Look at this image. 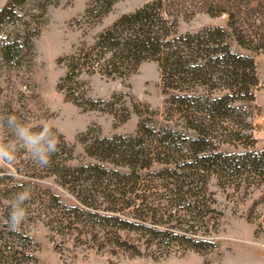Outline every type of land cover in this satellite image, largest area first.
Returning a JSON list of instances; mask_svg holds the SVG:
<instances>
[{
	"label": "rangeland",
	"instance_id": "374dc122",
	"mask_svg": "<svg viewBox=\"0 0 264 264\" xmlns=\"http://www.w3.org/2000/svg\"><path fill=\"white\" fill-rule=\"evenodd\" d=\"M7 1L0 0V7ZM149 1L152 0H115L106 15L88 26L79 20L93 0H30L19 7V15L3 31V35H15L29 28L30 35L37 29L40 33L33 37V56L26 51L22 64L11 66L0 57V117L14 114L36 131L47 124L63 135L67 145L60 139V150L45 168L36 166L28 153L19 149L13 163L0 164V264H264V198L257 185L245 194L244 190L221 187L218 180L211 179L212 198L223 212L219 231L208 237L217 245L212 251L198 252L180 244L152 241L159 234L156 231L167 228L164 223H146L137 230H117L82 211L75 210L77 215H73L77 203L75 184L87 177V174L81 175L83 178L73 175L74 168L101 164L123 172L129 170L89 154L85 148L89 141H83L84 134L90 132L88 138L93 139L98 135L141 136L138 135L140 115L145 119L147 132L141 138H154L149 135L153 128L164 134L166 96L159 64L148 60L126 77L84 75L86 95L98 102L96 109L84 108L59 89L60 78L66 73V66L59 58L72 53L82 41L92 43L122 14ZM168 3L179 15V33L224 26L233 33L232 48L254 57L260 79L255 100L234 102L235 118L240 121L236 127L238 133L220 129L216 138L225 140L218 143L224 152H244L246 146L261 150L264 147V0H168ZM42 4L47 5L43 17ZM24 20L29 21L27 25L21 24ZM238 35L244 40L243 46L236 39ZM213 91L223 92L218 87ZM245 119L251 124L247 130L242 129ZM250 133L252 136L247 137ZM5 140L16 143L0 126V141ZM161 167L155 162L152 170ZM23 188L30 189L31 199L25 204V221L14 232L6 223L9 205ZM135 194L140 196L135 199L138 205L147 196L146 202L155 206L158 213L171 206L172 202L164 199L165 196H172L174 202L179 198L162 188L144 190L143 186ZM117 234L135 246L117 245L113 240Z\"/></svg>",
	"mask_w": 264,
	"mask_h": 264
},
{
	"label": "trees",
	"instance_id": "16d2710c",
	"mask_svg": "<svg viewBox=\"0 0 264 264\" xmlns=\"http://www.w3.org/2000/svg\"><path fill=\"white\" fill-rule=\"evenodd\" d=\"M28 1L8 0L0 7V57L11 66L22 64L26 51L33 56V37L40 33L37 29L30 35L28 28L15 35L2 34L15 21L19 7ZM114 2L93 0L79 21L88 26L96 24ZM41 10L43 17L47 5L42 4ZM28 22L24 20L21 24ZM178 24L179 15L168 0H152L122 14L92 43L82 41L72 53L59 58L66 66V73L58 87L69 100L84 108L98 107V102L86 95L84 75L126 77L148 60L159 64L166 96L164 134L153 128L149 135L154 138H141L147 134L142 115L138 126L141 136L98 135L93 139L88 138L90 132L84 134L82 139L89 141L85 145L89 154L129 170L123 172L101 164L74 168L73 175L83 178L81 175L87 174V177L75 184L77 203L72 210L74 216L75 210L82 211L117 230H137L146 223H164L167 228L156 231L160 235L152 241L180 244L198 252L212 251L217 245L208 237L219 231L223 212L212 198L211 179L218 180L221 187L244 190L245 194L257 185L264 198V147L259 151L246 146L244 152H224L218 143L225 140L216 138L220 129L238 133L236 127L240 121L235 118L234 102L241 99L253 102L260 79L254 57L232 48L233 33L226 27L217 25L194 33H179ZM236 39L244 45L239 35ZM216 87L223 92H214ZM250 127L245 119L242 129ZM178 128L192 133H183ZM57 134L67 145L63 135ZM180 135L184 138H176ZM250 136L251 133L247 134ZM155 162L163 167L152 170ZM139 186L144 190L162 188L179 198L174 202L172 196H165L164 199L172 202L171 206L161 208L163 213H158L155 206L146 202L147 196L142 197L141 204L135 202L140 197L135 194ZM102 204H105L103 208ZM82 206L89 209L82 210ZM113 240L119 246H135L119 234Z\"/></svg>",
	"mask_w": 264,
	"mask_h": 264
},
{
	"label": "clouds",
	"instance_id": "9594fccd",
	"mask_svg": "<svg viewBox=\"0 0 264 264\" xmlns=\"http://www.w3.org/2000/svg\"><path fill=\"white\" fill-rule=\"evenodd\" d=\"M0 126L4 127L16 142L14 145L6 140L0 141V164L13 163L19 149L26 151L36 166L45 168L51 164L53 156L60 150V138L47 124L36 131L16 115L8 114L0 117ZM30 199V189L23 188L11 200L6 223L12 231L20 230L27 217L25 204Z\"/></svg>",
	"mask_w": 264,
	"mask_h": 264
}]
</instances>
